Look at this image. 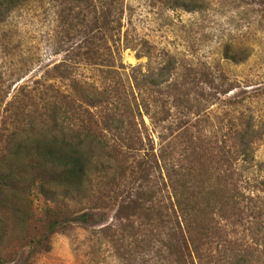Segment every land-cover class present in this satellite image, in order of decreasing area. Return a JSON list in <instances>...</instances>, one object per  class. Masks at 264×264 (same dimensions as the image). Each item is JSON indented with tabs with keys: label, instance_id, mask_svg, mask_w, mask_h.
Returning a JSON list of instances; mask_svg holds the SVG:
<instances>
[{
	"label": "rangeland",
	"instance_id": "obj_1",
	"mask_svg": "<svg viewBox=\"0 0 264 264\" xmlns=\"http://www.w3.org/2000/svg\"><path fill=\"white\" fill-rule=\"evenodd\" d=\"M12 1L13 8L0 10V173L15 171L7 189L0 181L5 264H179L169 259L175 256L167 235L168 189L142 152L117 154V166L125 164L122 172L114 166L94 169L78 192L64 198L60 192L53 200L36 181L22 185L24 153L32 139L41 138L40 121L52 106L64 128L92 119L98 137L117 133L105 129L101 109L88 106L80 92L81 79L93 73L89 59L100 63L110 53L127 70L139 67L154 76L171 63L169 81L180 84L189 98L185 103L201 111L205 137L226 132L231 113L249 116L255 140L247 171L264 176V0H193L196 9L190 11L175 0ZM106 8L111 22L105 27ZM162 86L151 90L159 105L167 101ZM142 143L150 144L145 137ZM260 196L246 203L243 223L235 219L227 231L259 250L249 264H264V238L254 231L257 222L264 224V214L257 217L258 206H264ZM35 235L44 240L33 253L29 243Z\"/></svg>",
	"mask_w": 264,
	"mask_h": 264
},
{
	"label": "trees",
	"instance_id": "obj_2",
	"mask_svg": "<svg viewBox=\"0 0 264 264\" xmlns=\"http://www.w3.org/2000/svg\"><path fill=\"white\" fill-rule=\"evenodd\" d=\"M114 1L110 0L111 4ZM193 2L175 0L173 4L190 11L196 9L191 5ZM13 7L12 0H0V10ZM110 15V9L102 12L103 26L110 24ZM121 27L119 16L116 28ZM126 47L122 45L121 49ZM116 51L119 55L118 48ZM95 60L89 59L93 73L81 79L80 92L88 106L101 109L105 129L117 133L108 138L101 132L102 136L98 137L93 129L97 125L92 119L91 124L81 122L76 129L64 128L58 107H50L40 121L41 138L32 139L24 153L22 185L36 181L39 191L48 199H56L60 192L64 198L78 192L85 181L90 180L94 169L114 166L115 173L122 172L125 158L123 165L117 166V154L125 157L142 152L163 177L168 189L172 226L167 235L171 238L170 254L175 256L174 259L169 257L170 261L249 264L255 256L253 253L259 250L249 247L243 236L228 237L227 231L235 224V219L236 223H243L247 204L260 201V193H264V176L250 175L247 171L252 165L255 140L251 118L243 114L235 118L231 113L226 132L205 137L199 129L201 111L185 103L189 98L180 84L169 81L171 63L161 65L154 76L149 70L141 72L139 67L127 70L126 65L116 63L110 53L102 55L100 63ZM162 84L160 90L167 101L159 105L158 99H152L151 92ZM144 117L148 119L147 124ZM66 130L68 134L64 133ZM143 136L150 142L147 147L142 143ZM14 172L0 173L4 190L10 186ZM262 207L258 206L257 217L264 214ZM84 216L79 218L84 219ZM254 231L264 238L262 222L256 223ZM43 240L35 235L29 243L31 252L34 253ZM212 244L214 251L207 252V246ZM0 264H5L1 251Z\"/></svg>",
	"mask_w": 264,
	"mask_h": 264
}]
</instances>
